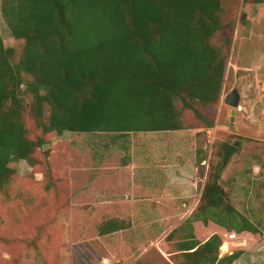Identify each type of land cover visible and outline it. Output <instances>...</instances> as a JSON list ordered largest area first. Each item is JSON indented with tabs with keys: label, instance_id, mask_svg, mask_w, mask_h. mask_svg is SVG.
I'll return each instance as SVG.
<instances>
[{
	"label": "rangeland",
	"instance_id": "rangeland-1",
	"mask_svg": "<svg viewBox=\"0 0 264 264\" xmlns=\"http://www.w3.org/2000/svg\"><path fill=\"white\" fill-rule=\"evenodd\" d=\"M221 8L219 34L231 39L221 97L195 105L201 118L183 111L182 130L45 135L25 94L28 137L48 148L36 147L32 163L14 161L0 191V264H179L188 218L199 240L218 234L227 243L220 257L242 250L233 264H264V0H221ZM0 36L17 62L24 42L11 35L1 0ZM234 88L237 108L225 103ZM226 143L237 149L225 163ZM214 180L259 233L232 230L229 239L232 231L201 221V194ZM109 219L126 227L101 235Z\"/></svg>",
	"mask_w": 264,
	"mask_h": 264
},
{
	"label": "trees",
	"instance_id": "trees-1",
	"mask_svg": "<svg viewBox=\"0 0 264 264\" xmlns=\"http://www.w3.org/2000/svg\"><path fill=\"white\" fill-rule=\"evenodd\" d=\"M221 10V0H1L11 35L24 44L14 62V48L0 36V191L16 172L12 163L34 162L36 147L43 146L28 137L27 93L42 133L57 136L177 131L185 128L183 111L200 117L195 105H216L231 41L219 34ZM201 199L203 223L211 219L227 231L259 233L225 203L216 180L205 184ZM186 221L179 264H233L243 254L220 257L221 237L201 242L191 218ZM125 227L109 219L99 233Z\"/></svg>",
	"mask_w": 264,
	"mask_h": 264
},
{
	"label": "water",
	"instance_id": "water-1",
	"mask_svg": "<svg viewBox=\"0 0 264 264\" xmlns=\"http://www.w3.org/2000/svg\"><path fill=\"white\" fill-rule=\"evenodd\" d=\"M246 15L243 14L242 15V19H245ZM239 101H240V95L237 91L236 88L232 89V91L226 95L225 97V103L228 104L229 106L233 107V108H237L238 105H239ZM231 114H232V121H233V118H234V115H235V111H231ZM48 146L47 145H44L43 146V149H47ZM223 149V153H224V162H228L231 154L237 149L236 147L226 143L223 145L222 147Z\"/></svg>",
	"mask_w": 264,
	"mask_h": 264
},
{
	"label": "crops",
	"instance_id": "crops-1",
	"mask_svg": "<svg viewBox=\"0 0 264 264\" xmlns=\"http://www.w3.org/2000/svg\"><path fill=\"white\" fill-rule=\"evenodd\" d=\"M149 182H151L150 180H147V181H145V186H146V191L147 192H153L154 190V188H150L151 186L149 185ZM155 184H157V185H159L158 183H155ZM159 190V189H158ZM157 189L155 190V191H158ZM209 238V237H208ZM208 238H206L205 240H203V241H201V242H204V241H206Z\"/></svg>",
	"mask_w": 264,
	"mask_h": 264
},
{
	"label": "built area",
	"instance_id": "built-area-1",
	"mask_svg": "<svg viewBox=\"0 0 264 264\" xmlns=\"http://www.w3.org/2000/svg\"><path fill=\"white\" fill-rule=\"evenodd\" d=\"M235 236H236V233L235 232H232V233H229L228 234V238L229 239H233Z\"/></svg>",
	"mask_w": 264,
	"mask_h": 264
},
{
	"label": "bare ground",
	"instance_id": "bare-ground-1",
	"mask_svg": "<svg viewBox=\"0 0 264 264\" xmlns=\"http://www.w3.org/2000/svg\"><path fill=\"white\" fill-rule=\"evenodd\" d=\"M221 249H222L223 251H226V250L228 249V245H227V243H224V244L221 246Z\"/></svg>",
	"mask_w": 264,
	"mask_h": 264
}]
</instances>
